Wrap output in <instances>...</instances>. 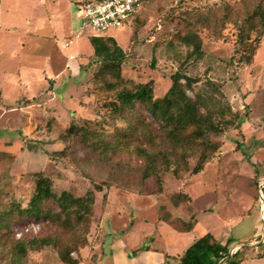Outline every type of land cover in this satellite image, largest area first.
Returning <instances> with one entry per match:
<instances>
[{
    "label": "rangeland",
    "instance_id": "1",
    "mask_svg": "<svg viewBox=\"0 0 264 264\" xmlns=\"http://www.w3.org/2000/svg\"><path fill=\"white\" fill-rule=\"evenodd\" d=\"M75 1L15 0L6 8V15L19 20L6 30L19 34L13 40L21 48L10 66L35 72L44 68L52 78L46 74V87L33 101L18 98L19 90L13 86L4 89L7 112L0 115V221L10 213L11 222L8 228H0V264H59V248L80 247L82 239L88 240V246L95 240L103 242V250L97 253L101 258L135 222L129 240L140 241V245L131 248L132 257L147 245H163L157 234L150 235L158 222V234L164 235L168 251L174 255L182 252L190 239L208 233L225 244L242 243L240 249L246 251L245 244L259 234L260 217L264 215L260 203L261 191L264 195V36L255 43L257 50L249 65L239 62L241 55L236 49L240 48V27H246L249 15L264 0H147L129 24L107 33L127 52L122 66L125 80L153 82L155 97L160 98L171 87V77L182 71L199 80L191 96H205L211 110L223 105L240 113L238 129L211 137L221 148L204 171L193 174L197 158H189L190 170L186 171L182 163L180 178L172 172L175 166L170 171L161 168L157 176L144 177L145 161L138 149L154 153L168 145L159 125L140 106L141 118L151 124L136 131L123 150L104 154L81 137L69 139L67 148L63 144L62 132L71 122L109 136L119 129L128 131L129 126L122 119L110 120L100 108V95L109 94L100 92L95 83L100 67L90 44L95 32L82 27ZM187 35L200 38L201 58L193 54V46L183 42ZM256 37V33L251 34L252 39ZM71 40L73 44L65 47ZM10 47V51L18 49ZM76 50L80 52L81 75L72 79L64 71ZM63 73L56 80L55 76ZM38 89L25 85L21 90L29 96ZM53 92L56 101L45 109L44 99L52 98ZM79 98L88 106L77 115L72 112L74 118L69 124L66 118L50 114L52 108L65 114L63 107H73ZM27 104L33 107L23 112ZM5 147H13L14 153L4 152ZM40 172L52 179L57 194L68 191L81 197L95 191L92 222L67 231L52 222L20 215L17 206L27 207L34 192V174ZM104 203L110 207L100 229ZM46 208L56 210L52 203ZM194 216V231L182 238L174 227L191 223ZM35 238H54L57 245L29 247ZM20 245H26L25 254L20 252ZM247 251L254 256L253 251ZM74 257L77 259L76 253Z\"/></svg>",
    "mask_w": 264,
    "mask_h": 264
},
{
    "label": "trees",
    "instance_id": "2",
    "mask_svg": "<svg viewBox=\"0 0 264 264\" xmlns=\"http://www.w3.org/2000/svg\"><path fill=\"white\" fill-rule=\"evenodd\" d=\"M245 24L246 27H240V48L236 49V53L241 55L239 62L249 65L257 50L255 43L259 44L264 36L263 2L260 1L255 7ZM252 33H256L255 39L251 38ZM183 42L193 46V54L197 58L203 56L201 40L197 35H187L183 38ZM90 44L95 57L100 61V67L94 76L95 83L99 86L100 92L109 94L105 97L100 95L98 99L100 108L106 112L110 120L122 119L129 122L128 131L119 129L114 132V135L109 136L92 131L86 125L80 126L79 123L71 122L63 130L61 136L66 148L69 139L81 137L89 147L104 154L109 151L125 149L127 147L126 141L136 131L149 128L151 124L141 118L138 112V106H140L145 108L159 125L163 139L168 145L167 149H159L154 153H149L144 148L138 149L145 161L144 177L157 176L161 168L170 171L172 166H175L172 172L177 178H180L181 170L179 167L182 163L185 164L186 171L190 170L189 158H197V163L191 171L193 174H200L215 157L221 148V144L213 142L212 136L220 137L227 130L240 127L241 115L239 112H233L232 109L223 105L214 111L208 107L205 96L200 94L191 96L194 85L199 83L197 78L191 77L185 72L177 71L171 77L172 85L166 94L156 98L153 82L135 83L124 79L122 66L127 52L115 39L107 35L92 36ZM210 85L214 87L213 83ZM1 100L0 94V102ZM34 177V192L27 207L17 206L20 215H26L37 222L43 220L52 222L67 231H75L79 225L92 222L96 202L95 191L90 190L81 197H76L68 191L57 194L54 191L51 178L42 172L34 174ZM97 190L101 191L99 188ZM187 199L191 201L189 196ZM48 203L54 204L56 210L47 209ZM106 204H103L104 210L107 207ZM10 222L11 215L8 213L0 221V224H3L0 228H8ZM195 224L194 216L191 223H183L181 227L177 228L181 232H188L194 228ZM37 245L56 246L57 242L54 238L42 240L35 238L29 241L28 246ZM231 245V242L223 245L213 234L208 233L195 240L179 258V262L180 264H206L203 256L210 255L217 263H220L229 254ZM87 246L88 240L82 239L80 247L65 246L59 248L60 263L81 264L80 259H76L74 254ZM19 247L20 252L25 254L26 245ZM229 264H238V262L231 259Z\"/></svg>",
    "mask_w": 264,
    "mask_h": 264
},
{
    "label": "crops",
    "instance_id": "3",
    "mask_svg": "<svg viewBox=\"0 0 264 264\" xmlns=\"http://www.w3.org/2000/svg\"><path fill=\"white\" fill-rule=\"evenodd\" d=\"M15 0H0V94L2 96V100L0 102V115L7 112V108L5 107V95H4V89L6 85L13 86L14 88H17L19 90V94L17 95L18 98H25L27 101H33L37 96L42 92L46 87V74L51 79L52 77L47 73V70L43 68V70H39L37 72L32 71L29 68L18 66L17 68L11 67L10 64L12 60H14L15 56L19 55V52L21 51L20 45L18 42L14 43V40L17 34L14 32H8L6 28L12 27L13 25L19 23L18 18L15 15H6V8L9 3L13 2ZM6 3V4H5ZM17 39V38H16ZM14 45L18 49L12 48L11 51L8 48H11L10 46ZM93 49V48H92ZM80 52L76 50L73 52L70 57L69 61L66 65V70L64 72L69 73L72 79H75L81 75V66L79 63V60H77V55H79ZM9 54L10 56L6 59H1L2 56ZM37 77L36 80L32 79L31 77ZM63 74H60L58 76H55L56 80L60 79ZM55 80V79H54ZM29 86V87H35L38 86L39 89L37 90V94L32 93L31 95L27 96L22 92V86ZM78 96V95H76ZM74 98L71 95L72 102L74 101ZM81 98V97H80ZM79 98V99H80ZM75 102V105L73 107L70 106H64L65 114H61V109H55L52 108L51 113L52 116H56L58 119L61 117L66 118L67 124L70 123L71 118L73 117L71 115L72 112L77 113L79 110H85L88 106V103L84 100H79ZM65 98L63 99V103L65 104ZM45 103V109L49 108L50 104H53L56 101V96L53 92V97L49 100L44 99ZM33 107L32 104L25 105L24 108L21 110L23 112H27L29 109ZM11 111V110H10ZM28 117V116H27ZM74 118V117H73ZM4 152L8 154H13L14 149L13 147H5L3 150ZM262 194V191H261ZM263 195V194H262ZM264 199V195L262 196ZM260 203L262 204V207H264V201L262 202V198ZM110 205L106 207L104 210L103 218L100 221V229H102V223L103 219L107 216L108 210ZM263 210V209H262ZM261 219V225L259 229V234L257 236H254L249 242H246V251L251 250L254 253V256L251 257L248 255V251L246 252L245 249H240V245L242 246V243H233L230 247L229 254H227L226 258L222 260L220 263H217L216 260L210 256V255H204V260L206 264H229L231 259H234L236 257V262L238 264H264V215L263 217H260ZM137 222L132 224L124 233V236L122 239L116 240L114 243L110 246V251L108 254L102 255L101 258L97 256V253L103 250V242H100V240H95V243L93 245H89L84 249H81L77 254V259H80L81 264H180L179 258L184 254V252L194 243L195 239H190L188 243H186V246L182 252H178L177 254H171L170 251H168V244H166L164 235L158 234V226H160V222L158 224L154 225L152 228L151 234H157L158 240H161L163 242L162 246H152L147 245L146 250H143L139 252L136 256L132 257L129 255L131 248H136L140 245V241H134L129 240L130 234L135 230ZM99 229V228H98ZM195 229L194 228L191 231L188 232H181L178 230L177 227H174V230L178 233L179 236L184 238V235L191 234ZM100 232V231H99ZM100 233H97V237ZM214 235V234H213ZM149 236V235H148ZM215 236V235H214ZM215 238L219 240L216 236ZM220 241V240H219ZM223 245H226L224 242L220 241ZM129 251V252H128ZM105 256V257H104ZM61 264V263H59Z\"/></svg>",
    "mask_w": 264,
    "mask_h": 264
},
{
    "label": "built area",
    "instance_id": "4",
    "mask_svg": "<svg viewBox=\"0 0 264 264\" xmlns=\"http://www.w3.org/2000/svg\"><path fill=\"white\" fill-rule=\"evenodd\" d=\"M146 0H76V17L82 19V27L90 28L94 36H105L112 29H120L144 8ZM73 41L65 43L70 47ZM261 189H264L262 184ZM263 195L261 194L262 202Z\"/></svg>",
    "mask_w": 264,
    "mask_h": 264
}]
</instances>
